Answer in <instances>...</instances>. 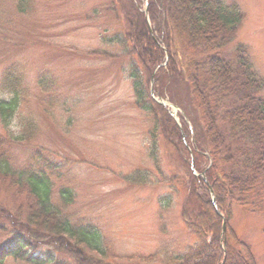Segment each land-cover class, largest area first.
<instances>
[{
    "label": "trees",
    "instance_id": "16d2710c",
    "mask_svg": "<svg viewBox=\"0 0 264 264\" xmlns=\"http://www.w3.org/2000/svg\"><path fill=\"white\" fill-rule=\"evenodd\" d=\"M113 1L110 11L125 28L106 40L122 53L90 54L129 58L135 104L153 121L149 135L157 173L137 170L125 180L137 186L156 181L180 193L182 219L198 239L167 264H198L205 255L210 258L207 264H258L251 246L231 227L229 239L221 237L223 217L228 222L235 203L264 216V76L247 44L229 47L244 22L243 10L225 0H146L150 26L139 7L143 0ZM32 6V0L16 4L22 13ZM39 80L42 85L43 77ZM53 85L42 89L47 92ZM0 89L8 95L0 97V122L7 129L26 94L23 75L8 68ZM155 97L182 110L181 127ZM19 127L20 134L0 131V264L9 259L20 264H67L56 262L52 253H38L41 246L52 244L76 264H112L103 261L107 250L97 225L72 222L63 213L74 192L62 188L61 205L53 203L54 163L46 159L37 163L40 151L24 166L15 163L12 145L33 141L37 132L28 118H21Z\"/></svg>",
    "mask_w": 264,
    "mask_h": 264
},
{
    "label": "rangeland",
    "instance_id": "374dc122",
    "mask_svg": "<svg viewBox=\"0 0 264 264\" xmlns=\"http://www.w3.org/2000/svg\"><path fill=\"white\" fill-rule=\"evenodd\" d=\"M17 1L0 0V83L4 72L14 68L23 75L26 94L9 127L0 122V131L20 134L21 118H28L37 132L33 141L12 145L15 163L24 166L39 151L42 157L37 163L45 159L54 163L53 203L61 205L62 188L74 192L72 204L62 208L63 213L72 222L97 225L107 250L104 263L167 264L185 254L198 239L182 219V195L168 184L152 181L153 185L137 186L125 180L137 170L157 173L149 135L153 121L135 104L129 58L90 54L99 50L115 57L122 53L106 40L125 28L110 11L115 2L32 0V8L22 13ZM225 1L239 4L245 15L229 47L247 44L256 69L264 76V0ZM138 2L149 22L148 3ZM52 83L53 88L44 92L42 86ZM0 97L8 95L0 89ZM161 99L174 110L173 118L180 126L182 110L156 97ZM159 159L166 169L164 153ZM192 170L199 174L194 162ZM228 227L251 246L258 264H264V216L235 203L228 222L223 217L222 240L229 239ZM57 248L56 244L41 246L38 253H52L56 262L76 264ZM202 258L198 264L210 262L206 255ZM6 264L20 263L9 259Z\"/></svg>",
    "mask_w": 264,
    "mask_h": 264
},
{
    "label": "water",
    "instance_id": "95a60500",
    "mask_svg": "<svg viewBox=\"0 0 264 264\" xmlns=\"http://www.w3.org/2000/svg\"><path fill=\"white\" fill-rule=\"evenodd\" d=\"M161 103L165 104V103L162 102V101H161ZM171 113H172V115H174V112H173V111H171ZM211 194H212V196H213V200H212V201H213V204L216 205V200H215V198H214V194H213L212 189H211Z\"/></svg>",
    "mask_w": 264,
    "mask_h": 264
},
{
    "label": "bare ground",
    "instance_id": "6f19581e",
    "mask_svg": "<svg viewBox=\"0 0 264 264\" xmlns=\"http://www.w3.org/2000/svg\"><path fill=\"white\" fill-rule=\"evenodd\" d=\"M207 264V263H206Z\"/></svg>",
    "mask_w": 264,
    "mask_h": 264
}]
</instances>
